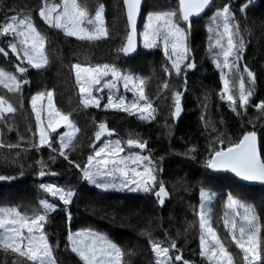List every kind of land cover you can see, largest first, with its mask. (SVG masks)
Returning <instances> with one entry per match:
<instances>
[{
  "label": "trees",
  "instance_id": "obj_1",
  "mask_svg": "<svg viewBox=\"0 0 264 264\" xmlns=\"http://www.w3.org/2000/svg\"><path fill=\"white\" fill-rule=\"evenodd\" d=\"M77 2L89 15L99 6L105 7L107 38L80 40L49 27L39 15L45 0H0V25L15 15L33 16L37 29L46 38L48 58L47 65L41 69L25 64L28 71L17 74L24 82L18 92H9L0 84V96L16 109L0 118V176L6 177L0 180V208L17 207L31 219L35 214H43L41 201L54 203L56 206L48 212L44 230L57 264H84L71 250L70 234L77 229H92L114 241L125 253L123 264H156L158 257L153 243L170 249L169 264H183L184 261L210 264L200 255L202 233L198 213L201 190H204L211 197L208 206L212 227L232 255L234 264H244V254L232 240L229 227L225 226V220L231 222L227 217L228 197L252 207L256 224L261 229L259 264H264V186L247 185L232 175L216 174L207 167V161L216 150L238 142L251 131L259 136L264 159V110L256 107L264 101V0L256 3L252 0L245 12L240 9L246 0H216L202 18L190 24L180 19L189 56L181 63L179 74L173 68L175 57L171 51L166 55L163 48L141 46L135 57L118 51L129 34L123 0ZM224 6L234 13L233 30L239 26V35L234 39H242L246 45L239 69L235 70L231 81L236 105L222 99L221 68L216 66L218 59L223 61L220 48L215 46L217 33L223 31V21L219 18L216 23L212 17H217ZM178 8L179 0L147 1L140 28L146 14L175 11L179 18ZM223 42L226 44V38ZM4 49L8 55L0 56V64L17 73L16 55L7 46ZM188 63L194 67L188 68ZM76 64L114 65L119 70L140 75L146 84V96L155 109V118L146 121L121 110L85 107L73 67ZM245 67L253 73L254 81L244 71ZM240 78H243L245 89L252 92L244 107L238 99ZM49 90H53L59 110L70 114L79 129L72 144L64 150L68 159L59 154L58 141L50 143L51 147L39 144V127L30 98ZM177 92L182 94L178 117L174 116ZM101 122L113 129L114 137L125 146L129 139L146 142L141 150L151 157L157 181L152 191L135 194L101 190L83 180L82 170L99 146L94 147V143ZM41 171L45 175L41 176ZM46 182L72 192L71 203L65 205L57 197L52 200V195L41 187ZM160 182L168 192L163 204L155 195ZM173 243L175 248H171ZM177 255L182 257L181 261L175 260ZM0 264L31 262L10 250L0 249Z\"/></svg>",
  "mask_w": 264,
  "mask_h": 264
},
{
  "label": "snow or ice",
  "instance_id": "obj_2",
  "mask_svg": "<svg viewBox=\"0 0 264 264\" xmlns=\"http://www.w3.org/2000/svg\"><path fill=\"white\" fill-rule=\"evenodd\" d=\"M127 9V21L131 28L127 36L126 43L118 49L125 55L135 50L134 36L136 33V17L140 11L141 0H123ZM212 0H179V18L184 22H190V17L199 15L210 5ZM252 4V0H246L241 6V12H245ZM60 4L45 5L39 11L40 17L49 27L63 30L65 35L74 36L80 40L99 41L102 38H107L109 33L105 26L103 12V5L99 6L95 12L94 18L90 17L85 8L78 4L77 0H63L62 10ZM177 12L154 13L149 15L148 30L143 33L144 46L146 48H153L157 45L159 39L163 40L165 54H168V49L171 47L172 54L176 59L172 60L173 68L176 73L181 72V62L187 59L189 52L186 43V33L178 23L175 22ZM234 13L230 11L228 6L217 13V18H222L223 31L217 33L218 38L215 41V46L220 48L219 55L223 57V61L217 60V67L221 68V80L223 81L222 99L226 98L232 105H236L237 98L230 94V81L226 78L223 69H228L230 72L236 67L235 60L239 59V54L244 49V42L242 39L237 41L234 37L239 35V26L233 25L231 21ZM87 25V26H86ZM90 26V27H88ZM211 31V29H210ZM12 34L17 38L18 43L10 44L11 52L16 54V58L23 63L25 60L32 68L41 69L48 63L45 55L46 38L37 30L30 18L12 17L11 22L0 25V35ZM226 38V44L223 42ZM19 45V48H18ZM0 53L7 55L3 48H0ZM22 53V56H21ZM230 57L235 58L230 61ZM172 59V56H169ZM76 70V81L79 85L81 93V103L85 107L94 106L100 107L99 99L93 95L92 89L95 85H99L101 80L105 77L111 76L104 87L112 89L116 87L113 81L123 79L125 89L129 91H136L138 93V100L143 103L133 102L131 105H126L125 100L120 98L118 101H113L109 98L106 108L111 107L117 110L131 112L135 110L140 113L142 119H154L155 109L145 94L143 79H138L130 75H124L119 72L114 65H96L93 67H82L80 64L73 65ZM188 68L194 67V64L188 63ZM27 69L17 65V71L24 73ZM244 71L247 72L248 77L254 81V75L246 67ZM85 74V75H82ZM26 82V81H25ZM0 84H2L9 92H18L20 90V82L15 75L0 70ZM132 85L129 88V85ZM167 87V84L164 85ZM99 90V89H98ZM181 93H175V111L174 116L178 117L181 112L180 98ZM252 95L251 90H246L243 78H240L239 83V104L241 107L249 103V97ZM45 96V93H40L32 99L33 111L36 115L37 124L39 127V144L40 146L50 144V137L48 132L42 126L41 112L36 107L37 100ZM48 99V125L47 128L51 132H56L61 125H65L71 131L64 133L61 137V149L59 154L65 159H68L64 149L69 148L72 144L75 134L79 131L73 121L70 119V114H64L58 110L53 103L54 93L48 91L46 93ZM256 107L264 110V101L260 102ZM236 108L233 107V111ZM16 109L4 97L0 96V118L3 114L14 113ZM105 133L111 135V130L107 128L104 122L99 123L98 131L95 133L97 140ZM223 143V141H220ZM129 146H135L140 149L146 147V142L129 139L127 141ZM123 148L120 147V142L116 141L115 146L109 145L107 148H102L95 153V156L88 158L89 166L95 164L97 172H92L88 169L84 171V176L92 183H96L94 176L99 172V166L107 168L109 164L117 167L121 175L128 177L129 168L128 161L120 157ZM102 155L109 158L96 159ZM132 163L140 165L144 161L151 163L147 156L137 155L135 158H130ZM122 166V167H121ZM79 167V165H77ZM207 167L214 170H228L235 173L245 181H260L264 182V159L257 147V134L255 131L247 132L236 143L230 144L226 148L216 150L211 158L207 161ZM133 173V178L122 184V188H128L129 191L142 190L143 192L152 191L157 184L154 169L148 166L143 167V171H138L133 168L130 170ZM43 176L45 173L40 172ZM6 177L0 176V180ZM129 184L135 187H129ZM99 186V185H97ZM47 192L53 197H58L65 205L71 203L73 193L65 192L55 186H44ZM156 197L161 204L164 203V197L168 192L162 182L159 183L158 190L155 191ZM202 201H210V195L201 190ZM202 202L200 206L199 228L201 229L200 236V255L207 257L214 264H234L232 255L224 247L219 239L215 229L212 227L210 221V209L206 207V203ZM43 214H35L33 218L21 215L17 210L0 209V249L4 251H11L18 254L20 257L30 261L31 264H57V261L52 253V246L50 245L47 236L43 232L44 223L47 219L48 212L54 210V205L48 201H41ZM227 207L229 209L235 207H244L246 215L244 216V223L239 226L233 220L230 223L231 236L235 245L243 252L244 264H259L261 261V252L259 250L258 233L260 228L256 224V215L253 210L243 204L232 196L228 197ZM225 226L229 227V222L225 220ZM26 229L27 235L24 230ZM238 232V235H237ZM148 234L149 233H142ZM72 241V252L76 253L84 264H123V257L125 253L115 243L108 240L106 237L97 233H76L75 238L70 237ZM90 240V243H86ZM173 243L171 248H175ZM153 251L158 257L156 264H168L171 260L169 256L170 249L161 247L160 244L153 243ZM163 257L164 259H159ZM176 261H181L180 255L175 256ZM183 264H188L184 261Z\"/></svg>",
  "mask_w": 264,
  "mask_h": 264
},
{
  "label": "rangeland",
  "instance_id": "obj_3",
  "mask_svg": "<svg viewBox=\"0 0 264 264\" xmlns=\"http://www.w3.org/2000/svg\"><path fill=\"white\" fill-rule=\"evenodd\" d=\"M257 0H254V2H256ZM62 3H63V0H45V4L43 7H45V5H55V4H60L61 5V8L58 9L59 10H62ZM104 8V12H103V18H104V22H105V26H106V14H105V7L103 6ZM177 11V10H176ZM154 13H165V12H154ZM153 12L151 13H148L144 16L143 18V21H142V26L140 28V38H141V46L145 49H152V48H146L144 46V37H143V33L148 30L147 26H148V23H149V20H148V17L149 15L151 14H154ZM90 17L94 18L95 16V13H93L92 15H89ZM13 17H17V18H25V19H28L30 18L31 21L33 22V24L35 25V27L37 28L36 26V23L34 21V18L33 16L31 15H15ZM11 19L12 17L8 20V22H11ZM180 18H177V16L175 17V22L179 24V26L184 29V27L182 26V24L179 22ZM212 20L213 21H217L219 20V18L217 17H212ZM7 22V23H8ZM87 26V25H86ZM90 27V26H88ZM107 28V27H106ZM38 30V29H37ZM39 31V30H38ZM10 36L11 38H6L7 36ZM8 35H0V48H5V46H7L8 48H10V44L12 43H18L17 41V38H15L12 34H8ZM74 37V36H73ZM76 38V37H75ZM6 43H8L7 45H5ZM187 43V42H186ZM245 47L246 45L244 46V49L243 51L239 54V59L238 60H235V64H236V67L232 69V71L230 72L228 69H225V72L224 74L226 75V78L229 79L230 81V94L233 95L232 93V88H233V84H231V81L233 79V76L235 74V70L239 69V66H240V63H241V56L244 55L245 53ZM18 48H19V45H18ZM153 48H163L164 49V44H163V40L162 39H159L157 41V45ZM45 49H46V43H45ZM5 50V49H4ZM168 51H171V47H169ZM5 52L7 53L8 55V52L5 50ZM172 52V51H171ZM189 52L187 53V59H188V55ZM1 55H5L4 53H0V56ZM5 55V56H7ZM16 55V54H15ZM45 55H46V50H45ZM21 56H22V53H21ZM47 57V55H46ZM173 57H175V55H173ZM176 59V57H175ZM230 61H233L235 58L233 57H230L229 58ZM48 60V58H47ZM185 61V60H184ZM18 63L20 64L21 63V60H18ZM18 63H16V65H18ZM182 63V62H181ZM27 64V61L25 60L23 63H22V67H25V68H32L30 65L29 67L26 66ZM82 67H95V66H88V65H81ZM117 69V68H116ZM0 70H3L7 73H10L12 75H15L18 79V81L20 82V89L22 88V86L24 85V82H22L20 80V78L17 76V74L19 75H22V73L20 72H11V71H8L6 68H4L1 64H0ZM119 72L123 73L124 75H130V76H133L135 78H138V79H143L140 75L136 74V73H132V72H129V71H122V70H119L117 69ZM28 71V70H26ZM75 71V75H76V70L74 69ZM241 74L243 75V69L241 71ZM82 75H85L82 73ZM108 80H111V76L109 75L108 77H105L101 80V83L99 85H95L92 89V92H93V95L96 96L99 101H100V108L104 109V110H117V109H114V108H111V107H108L106 108L105 105L108 104V101H109V98H112L113 101H118L120 98H123L125 100V103L126 105H131L133 102H139V103H143L142 101H139L138 100V93L134 90L132 91H129L127 89H125L124 87V81L123 79H120V80H116V81H113V83L116 84V87L115 88H112V89H109V88H106L104 87V84L108 81ZM144 80V79H143ZM79 86V85H78ZM132 85L130 84L129 85V88H131ZM99 89V90H98ZM144 89H145V94H146V84H144ZM49 91H52L53 90H49ZM46 92H42V93H45V96L42 97L40 100H37L36 102V107L38 110H40L41 112V119L43 121V127L45 128V130L48 132V135L50 137V143H52L53 141H58L59 145H60V148H61V137L64 135V133L66 132H69L71 131L69 128H67L65 125H61V127H59L57 129L56 132H51L48 128H47V125H48V99H47V96H46ZM54 93V92H53ZM38 94L40 93H36L34 95L31 96L30 98V104H31V107H32V99L33 97L37 96ZM53 103L55 105V107L59 110V108L57 107L56 105V102H55V97L53 96ZM14 107V106H13ZM33 108V107H32ZM154 108V107H153ZM61 111V110H60ZM62 112V111H61ZM129 113H132V114H135L137 115L141 120H146V121H150V120H153L152 118H149V119H142L141 118V115L140 113L136 112L135 110L129 112ZM154 117H155V112H154ZM77 134V133H76ZM75 134V135H76ZM54 137V138H53ZM116 141H119L120 142V147L123 148V152L120 153V157L126 159L128 161V168H129V174H128V177H124L123 175H121L120 171L117 169L116 166L112 165V164H109L107 168H104L102 166H99V172L98 174H96L94 176V179L96 181V183H92L90 182L89 180H87L84 176V171L86 169L92 171V172H97V165L95 164V161L93 162V165L90 167L89 166V163L87 161L85 167L83 168L82 170V178L83 180H85L87 183L93 185V186H96L98 189H101V190H115V191H119V192H126V193H135V194H138V193H146V192H143L142 190H137V191H129L128 188H122L121 185L126 183L127 181H129L130 179L133 178V173L130 171L131 169L135 168L137 169L138 171H143V167L144 166H148V167H151L154 169V174H155V166L153 165V162H152V159L151 157L149 156V154H146L143 150H141L140 148L138 147H135V146H129L127 144V146H125L123 144V142L119 139V138H116V137H112L110 139H106L104 140L99 146L98 148H96L90 156H95V153L97 151H99L100 149L102 148H107L109 145L111 146H115V143ZM132 149V150H131ZM65 150V149H64ZM137 155L139 156H147L150 158L151 160V163L149 164L148 161H144L143 164H140V165H137V164H134L132 163V160L130 158H135ZM106 158H109L107 156H104L102 155L101 157H98L96 159H106ZM122 167V166H121ZM99 185V186H97ZM44 186H55L56 188H59V189H62L64 190L65 192H69L67 189L63 188V187H60L59 185L57 184H54V183H44ZM129 187H135V185L133 184H129ZM49 193V192H48ZM149 193V192H147ZM51 195V194H50ZM52 200H53V196L51 197ZM58 198V197H57ZM168 198V195L166 197H164V203L166 201V199ZM234 198V197H233ZM236 199V198H235ZM44 201V200H43ZM239 201V200H238ZM50 204L54 205V208H55V204L52 203L51 201H48ZM204 202V201H202ZM241 204L249 207L252 209V207L244 202H241L239 201ZM206 203V207L209 209V206H208V202H204ZM0 209H3V210H8V209H13V210H17L22 214L21 210L17 207H2ZM210 215H211V211H210ZM246 215L245 213V208L244 207H235V208H232V209H228L227 211V217L229 218V220L233 221L235 220L237 225L239 226L241 223H244V216ZM230 223L229 222V230L231 231L230 229ZM258 226V225H257ZM259 227V226H258ZM0 232H2V230H0ZM43 232L44 234L46 235V232L43 228ZM97 233V234H100L104 237H106L108 240H110L111 242L115 243L114 241H112L111 239H109L106 235L102 234V233H99L97 231H94L92 229H77V230H74L72 232V234H70V237H73L75 238V234L76 233ZM24 233L25 235H27V231L26 229L24 230ZM237 235H238V232H237ZM47 236V235H46ZM259 236H260V232L258 233V240H259ZM48 238V237H47ZM49 241V239H48ZM71 241V240H70ZM86 243H90L91 241L90 240H86L85 241ZM50 243V242H49ZM116 244V243H115ZM117 245V244H116ZM71 246L72 245V241H71ZM118 246V245H117ZM162 248L164 246L160 245ZM119 247V246H118ZM53 253V252H52ZM54 256V255H53ZM204 258L207 259V261L210 263V264H214V261H210L207 257L203 256ZM159 259L163 260L164 258L163 257H160ZM168 264H169V261H168Z\"/></svg>",
  "mask_w": 264,
  "mask_h": 264
},
{
  "label": "water",
  "instance_id": "obj_4",
  "mask_svg": "<svg viewBox=\"0 0 264 264\" xmlns=\"http://www.w3.org/2000/svg\"><path fill=\"white\" fill-rule=\"evenodd\" d=\"M147 1H149V0H141L140 11H139V13L137 14V17H136V33H135V36H134L135 50L133 52H130L129 54H127L128 57H135V56L138 55V53L140 51V48H141L140 23H141V19H142V15H143V7H144V5H145V3ZM215 2H216V0H212L210 5L204 10V12L200 13L199 15H194V16L190 17V22H188V23L190 24V23H192L193 20H197L199 18H202L204 15H206L209 12V10L212 8V6L215 4ZM124 8H125L126 16H127V9H126L125 4H124ZM130 31H131V28L129 27V32ZM107 128L110 129L108 126H107ZM110 130H111L112 134L111 135H109L108 133L103 134L99 140H96V142L94 143V147L100 145L104 140L110 139V138L115 136L116 132L113 129H110ZM257 147H258V150H259V152L261 154V142H260L258 134H257ZM261 158H262V154H261ZM209 170H211L212 172H214L216 174H229V175H232L233 177H235L236 179H238L239 181H241L242 183H245L247 185L264 186V182H260V181H245V180L241 179L240 177L236 176L235 173H233L231 171H228V170H214V169H210V168H209Z\"/></svg>",
  "mask_w": 264,
  "mask_h": 264
}]
</instances>
